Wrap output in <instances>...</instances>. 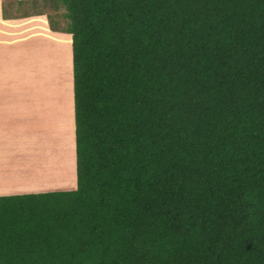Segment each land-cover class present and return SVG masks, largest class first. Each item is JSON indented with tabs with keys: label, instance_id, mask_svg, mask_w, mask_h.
<instances>
[{
	"label": "trees",
	"instance_id": "1",
	"mask_svg": "<svg viewBox=\"0 0 264 264\" xmlns=\"http://www.w3.org/2000/svg\"><path fill=\"white\" fill-rule=\"evenodd\" d=\"M8 7L71 35L76 187L0 195V264H264V0Z\"/></svg>",
	"mask_w": 264,
	"mask_h": 264
},
{
	"label": "rangeland",
	"instance_id": "2",
	"mask_svg": "<svg viewBox=\"0 0 264 264\" xmlns=\"http://www.w3.org/2000/svg\"><path fill=\"white\" fill-rule=\"evenodd\" d=\"M9 1L0 0V63L5 68L2 80L8 102L5 107L12 108L16 100L23 103L19 99L23 94L27 96V106L32 111L28 115H33L28 117L24 136L26 130L20 126H14L10 131V162L15 164L8 166L7 180L18 190L36 187L33 190L37 191L32 192L74 189L76 160L71 35L53 31L47 14L2 20L3 2ZM32 1L11 0L8 12L20 13ZM57 20L63 27L67 23L62 16ZM7 72H10L9 76ZM11 121L15 122L14 119ZM23 147L26 153L18 152ZM14 150L18 152L17 157ZM24 161H27V168Z\"/></svg>",
	"mask_w": 264,
	"mask_h": 264
},
{
	"label": "crops",
	"instance_id": "3",
	"mask_svg": "<svg viewBox=\"0 0 264 264\" xmlns=\"http://www.w3.org/2000/svg\"><path fill=\"white\" fill-rule=\"evenodd\" d=\"M31 17V16H30ZM2 20L9 21L11 20L10 17H2ZM1 54V51H0ZM2 59H0L1 61ZM4 67L0 63V195H6V194H19V193H28L32 191L35 188L31 189H25V190H18L16 185H12V183H9L7 178L9 177V171L8 166L11 167L12 164H15L13 162H10V156H11V146L9 143L11 142V134L10 131L14 129V126L21 127V129L24 132L23 136L27 133V124H28V117L32 116L28 115L32 111L29 110V107L27 106V96L23 95L19 98L23 101V103L18 102L17 100L12 103V108H6L5 105H8V102L6 100V94L7 90L3 86V76H4ZM10 71V70H9ZM10 72H7L6 74L9 76ZM6 108V109H5ZM34 109V107H32ZM34 113V112H33ZM11 119H14L15 122L13 123ZM25 151L26 148H19V151ZM17 151H13V154H16L15 157L18 156ZM24 167L27 168V161L23 162ZM22 163L20 164L21 167ZM30 165H33L32 161H30ZM23 169V167H21Z\"/></svg>",
	"mask_w": 264,
	"mask_h": 264
}]
</instances>
